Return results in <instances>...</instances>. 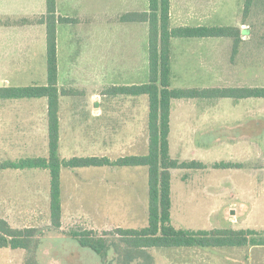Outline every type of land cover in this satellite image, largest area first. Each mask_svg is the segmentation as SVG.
<instances>
[{
	"label": "crops",
	"instance_id": "1",
	"mask_svg": "<svg viewBox=\"0 0 264 264\" xmlns=\"http://www.w3.org/2000/svg\"><path fill=\"white\" fill-rule=\"evenodd\" d=\"M169 1L171 28L220 27L223 25L218 21L223 15L221 11L223 0ZM145 2H147V7L141 11L140 7ZM55 3L58 16L77 20L73 24H57L56 26L57 87L59 90L77 92V95L60 96L58 99V153L60 159L67 161L72 158L96 157L114 161L125 156H143L147 147L146 120L144 130L143 107L140 100L137 104L136 99L142 98V96H129L127 103H130L131 109L127 113L112 116L110 113L103 112L100 107L96 109L99 101L95 99L97 94L92 91L103 90L101 93L103 96L104 94L111 95L109 91L112 88V73L142 74L144 44L147 51V25L120 21L112 27L111 14L112 10L117 9H129L127 12L147 11L148 0H55ZM43 5L44 9L42 10ZM205 5L210 6L207 8L208 11L204 9ZM44 13L45 0H0V16L13 19L10 24L0 25V73L30 74L31 58L38 57L37 51L40 54L44 51L45 56L44 26L30 22L21 23L22 20L31 21ZM124 24L137 26L132 25L133 27H131ZM138 26L139 30H137ZM129 28L133 29L134 34H130ZM118 34L123 38L127 37L129 44L115 48L112 38L115 36L118 38ZM212 39L222 38L172 39L170 41V65L171 57L176 53L180 56L190 54L193 59L191 65L200 68L203 59L200 45H204L205 42ZM9 59H22V61H10ZM23 59H27V62L25 63ZM176 63L179 66H188L185 62L176 61ZM180 72L191 73L193 71L185 69ZM45 84L46 64L42 83L34 82L26 86H44ZM140 84L142 83L125 86ZM78 95L82 97H77ZM19 100L30 101L33 105L42 106V110H34V113L29 116L31 118L29 122L33 123L26 125H24L22 113L15 112L14 114L17 115H14L16 118L14 130L19 131L23 130L24 126L29 127L31 134L28 137L27 145L32 148L30 151L37 154L34 158H41L39 156L41 154L45 157L47 153L46 99H0V103L9 105L10 102ZM204 101L214 100H173L170 104L169 157L178 162L195 161L206 167L203 170H170V217L173 216L174 209L183 211L181 203L184 201H178L179 194L175 196L176 201L173 200V181L175 180L179 183L196 180L199 185H203L200 190L202 198L214 202L215 205L217 201L222 200L224 194H229L234 202L233 205L236 206L234 216H238L239 211H245L246 206L247 216H256L261 213L260 215L264 217V151L260 148L262 143V147H264V109L256 110V105L264 108V98L232 100L234 106L228 140H224L223 127L220 124L222 122L216 119L215 114L208 115L199 110L185 108L188 104L193 105L197 102L199 104ZM0 119L2 127L9 132L12 121L11 112L4 111L0 114ZM208 122H211L210 125H207ZM208 133L215 135L210 143L203 139ZM21 138L22 136L19 137V139ZM18 143V145L23 144L22 140ZM219 163H230L231 168H212V165ZM141 168L109 165L81 169L61 168L60 191L64 185H68L71 191H75L83 185L105 187L106 191L119 188L130 195L127 204L136 205L139 191L130 177H135L137 172L143 170ZM119 169L124 170L127 174L122 176ZM4 170H14L13 172H16L17 175L27 176L30 180L36 179V181L30 182L34 186L40 185L38 182L40 178L42 185L49 184L47 170ZM83 174H86L83 178L86 177V183L79 180ZM205 176H207L205 181H209L208 183L202 182ZM209 185L215 187L214 194H211L206 188ZM209 193L214 197L208 198ZM45 201L48 204L47 194ZM143 201L142 199L141 204ZM121 202L123 201L118 200L113 203L114 205L117 203L119 211L123 209ZM144 205H146L145 201ZM242 206L244 208H241ZM125 207L127 206L125 205ZM105 210V214L110 216L111 206L107 205ZM213 210L210 208L209 214Z\"/></svg>",
	"mask_w": 264,
	"mask_h": 264
},
{
	"label": "rangeland",
	"instance_id": "2",
	"mask_svg": "<svg viewBox=\"0 0 264 264\" xmlns=\"http://www.w3.org/2000/svg\"><path fill=\"white\" fill-rule=\"evenodd\" d=\"M223 1L221 10L223 15L221 20H218L223 23L222 26L237 27L244 31H249L247 35L241 36L242 43L240 44L238 54L232 57V41L228 38L212 39L205 42L204 45H200V51L203 56L200 68L196 65H191L193 59L190 54L180 56L176 53L175 56L171 57V89L264 87V0H253L246 15L243 10L245 0ZM144 7H147V2L140 7V10L142 11ZM209 7L205 5L204 9L208 11L207 8ZM127 10L129 9L112 10V27L120 22L121 15L128 13ZM12 21V18L0 16L1 26L10 24ZM208 21L211 22V20ZM233 23L234 25H232ZM124 25L137 26L133 24ZM137 30H139V26ZM129 32L132 34L133 29L129 28ZM144 32L145 29L143 30V36ZM112 40L114 41L115 48L129 44L127 37L123 38L119 34L118 38L115 36ZM132 42L134 43L133 40ZM37 56L31 58L30 74L0 73V87L26 86L34 82H37V84L42 83L45 74L44 51L41 54L37 51ZM9 60L22 61V59ZM142 60V74L112 73L111 87L146 83L148 69L145 44ZM23 61L26 63L27 59H23ZM176 61L185 62L188 66H179ZM185 69L193 72H180ZM72 92L73 94L69 96L77 95L76 91ZM92 92L97 94L95 99L99 101L96 109L100 107L103 112L110 113L112 116L127 113L132 107L130 103H127L129 96L108 94H104L103 96L101 94L103 90L98 89ZM77 97L82 96L78 95ZM136 99L137 104L140 100L143 107L145 130L147 101L144 97ZM31 103L25 100L10 102V106L3 105L2 102L0 103V114L9 110L12 117L9 132L6 128L2 127V120L0 119V163L10 160L19 161L22 158H34L37 156V154L30 151L32 148L27 145L31 129L24 126L23 130H14V123H16L14 115H17L18 111L24 116V125H26L33 123L29 122V119H31L29 116L34 113V110H42V106L40 107ZM233 106L232 100L219 99L204 101L199 104L197 102L193 105L188 104L185 108L187 110H199L201 113L208 115L215 114L216 119L222 122L218 121L223 127L224 140H228ZM263 109V106L256 105V110L262 111ZM15 112L17 114H14ZM256 112L259 113V111ZM210 123L208 122L207 125H210ZM218 131L221 133L220 130ZM21 136L22 138L19 139ZM214 137L213 133H208L203 139L207 143H210ZM20 140L23 142L22 145H18ZM262 144L260 148L264 151ZM41 155L39 156L42 159L47 157V153L45 157ZM141 169L143 170L137 172L135 177H130L139 191L136 205L130 206L131 203L127 204L130 195L119 188L106 191L105 187L98 188L83 185L75 191H71L68 185H64L60 191L61 227L58 231L49 228L48 185H42L40 178L38 179L40 185L34 186L30 182H34L36 179L30 180L27 176L17 175L15 174L16 172H13L14 170H0V217L6 220L12 228L31 227L43 230L44 234L40 239L39 247L34 256L36 264H101L99 257L88 249L80 248L76 241L71 239L69 232L91 230L99 237L106 236L112 239L115 235L112 236L109 233L116 228L140 229L145 227L147 225L148 174L146 167H142ZM86 170L88 171V169ZM119 171L122 176L127 174L122 169H119ZM85 175L80 176L79 180L86 183V177L83 179ZM205 179H207V176H205L202 182L208 183L209 181H205ZM173 182V200L176 201L175 196L179 194L178 201H184L181 203L183 204V211L174 209L173 216L170 217L171 225L174 228L193 232L228 228L234 230L251 229L259 236L264 234V217L260 215L261 213L256 216H247V208L246 206L245 208L242 206L241 208H244L245 211H239V215L234 216L236 206L233 205L234 202L231 200L229 194H224L222 200L217 201L215 205L214 202H209V200L207 201L202 198L203 195L200 193V190L203 188V185H199L196 180L184 181L183 183H179L176 180ZM206 188L209 189L211 194L215 193L213 185H209ZM46 194L48 204H46V201L44 202ZM207 196L208 198L214 197L210 193ZM142 199L146 205H144V201L141 204ZM118 200L123 201L121 202V206L123 205L121 211L117 209V203L113 204ZM35 202L37 203L35 204ZM173 204L175 205V203ZM107 205L111 206L110 216H107L104 212ZM244 205H246V202H244ZM210 208L214 210L209 214ZM144 253L150 257L148 261L141 255L134 256L131 259L129 256H116L111 252L108 257V264H264V248L260 247L216 249L213 251L149 249ZM25 257L26 253L24 251L0 250V264H25Z\"/></svg>",
	"mask_w": 264,
	"mask_h": 264
},
{
	"label": "trees",
	"instance_id": "3",
	"mask_svg": "<svg viewBox=\"0 0 264 264\" xmlns=\"http://www.w3.org/2000/svg\"><path fill=\"white\" fill-rule=\"evenodd\" d=\"M253 0H245L244 14H247ZM169 0H148V9L143 12H128L120 16L122 23H145L147 25V81L140 85L112 87L111 95L139 97L147 101V149L143 156H125L109 161L105 158H72L64 161L58 153V99L73 94L57 87L56 26L73 24L74 18L56 14L55 0H45L44 15L33 21L45 28L46 84L44 86L0 87V99H46L47 103V157L5 161L4 169L47 170L49 175V228L58 231L61 227L60 170L61 168L81 169L109 165L113 167H146L147 180V225L140 229L116 228L109 233L112 239L99 237L91 230L70 231L69 236L78 246L96 254L101 264H108L113 252L116 256H149L145 251L198 250L264 248V234L259 236L254 230L210 229L193 232L176 229L170 220V170H203L198 162H178L169 157L168 133L170 104L173 100L229 99L238 101L247 98H264V87L233 88H170V41L172 39L228 38L232 41V57L238 54L241 36L249 31L237 27H170ZM244 24V23H242ZM216 169H229L230 163L214 164ZM37 228H12L0 217V250L24 251L25 264H36L34 256L43 236Z\"/></svg>",
	"mask_w": 264,
	"mask_h": 264
},
{
	"label": "water",
	"instance_id": "4",
	"mask_svg": "<svg viewBox=\"0 0 264 264\" xmlns=\"http://www.w3.org/2000/svg\"><path fill=\"white\" fill-rule=\"evenodd\" d=\"M0 86H1V83H0Z\"/></svg>",
	"mask_w": 264,
	"mask_h": 264
}]
</instances>
